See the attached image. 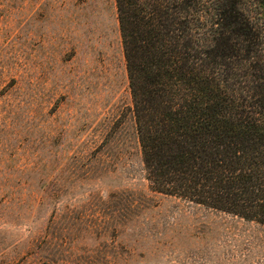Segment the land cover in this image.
<instances>
[{
    "label": "rangeland",
    "instance_id": "374dc122",
    "mask_svg": "<svg viewBox=\"0 0 264 264\" xmlns=\"http://www.w3.org/2000/svg\"><path fill=\"white\" fill-rule=\"evenodd\" d=\"M0 264H264V226L150 189L115 0H0Z\"/></svg>",
    "mask_w": 264,
    "mask_h": 264
},
{
    "label": "trees",
    "instance_id": "16d2710c",
    "mask_svg": "<svg viewBox=\"0 0 264 264\" xmlns=\"http://www.w3.org/2000/svg\"><path fill=\"white\" fill-rule=\"evenodd\" d=\"M115 0L154 192L264 226V0Z\"/></svg>",
    "mask_w": 264,
    "mask_h": 264
}]
</instances>
